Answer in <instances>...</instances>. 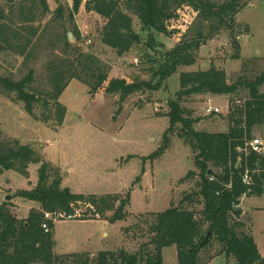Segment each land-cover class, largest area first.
<instances>
[{
	"label": "trees",
	"instance_id": "1",
	"mask_svg": "<svg viewBox=\"0 0 264 264\" xmlns=\"http://www.w3.org/2000/svg\"><path fill=\"white\" fill-rule=\"evenodd\" d=\"M56 1L58 6L48 22L42 20L50 12L48 0L0 1V49L12 51L26 66L37 59L45 41L53 49L45 63L49 89L32 85V67L18 81L0 76V91L2 87L15 90L17 99L24 102L25 110L35 117L34 103L39 102L44 110L39 118L42 120L49 118L45 111L52 108L62 123L66 107L59 102V97L73 79L85 83L91 93L102 89L107 93L118 92L120 100L125 101L138 91L159 90L180 66L193 64L196 51L224 29L234 36L238 53L240 50L235 28H238L236 16L243 7L241 0H73L72 5ZM83 4L87 10L106 19L101 41L119 56L142 41L134 29L133 16L148 33L147 45L152 49L163 46L155 40L153 33L169 34L168 22L177 16L180 8L192 7L196 17L183 38L149 69L150 79L135 76L128 82L126 78L111 79L110 65L95 51L81 45L75 14ZM70 31L74 41L69 37ZM190 33L192 37H188ZM57 42L61 45L58 50L55 49ZM263 84L264 71L255 80L240 76L233 83L228 82L223 69L214 65L207 70L181 72L180 89L169 101L167 133L178 124L182 125L178 135L184 137L195 152L200 179L197 190L186 194L180 204L139 216L147 226L149 240L134 253L125 249L118 253L102 251L95 258H90L88 252L56 254L52 222L49 231L43 228L46 212L76 214L83 206L85 210L78 217L80 219H127L129 195L73 193L68 187H62L59 169L36 149L18 139L2 137L0 133V174L4 170H15L28 177L30 166L40 164L37 185L18 191V196L23 199L37 201L39 209L30 211L22 219L14 213L11 201L0 203V264H65L70 260L71 264H164L163 249L172 245L178 249L180 264H198L200 251L214 239L222 246V252L234 256L239 264H264L254 238L241 230L244 224L238 218L244 196L264 193V154L251 152L246 156L237 150L244 146L246 139L255 137L256 128L264 126V94L260 91ZM244 91L249 95L243 104H234L227 131L208 132L195 128L199 118L193 117V112L185 106L188 100L196 96L205 99L207 96L241 95ZM247 168L253 179L252 185L243 182ZM195 174L189 171L187 176Z\"/></svg>",
	"mask_w": 264,
	"mask_h": 264
},
{
	"label": "rangeland",
	"instance_id": "2",
	"mask_svg": "<svg viewBox=\"0 0 264 264\" xmlns=\"http://www.w3.org/2000/svg\"><path fill=\"white\" fill-rule=\"evenodd\" d=\"M72 1L62 0L70 5ZM48 3L50 12L42 18L43 22L51 19L58 6L56 0H48ZM241 3L243 7L236 16L239 30L235 28L239 53L234 36L224 29L196 51L193 64L180 66L159 90L138 91L121 101L118 92L107 93L102 89L91 93L85 83L73 79L59 97V102L66 107L61 123L52 108L45 111L49 116L47 120L39 119L44 112L39 102L34 103L36 117L29 114L24 102L17 99V92L2 87V137L31 145L59 169L62 187H68L73 193L129 195L127 219L110 221L107 218L63 217L52 221L56 254L88 252L90 258H95L102 251L118 253L125 249L134 253L149 240L147 226L139 216L178 205L186 194L197 190L200 177L195 165L196 154L189 142L178 135L182 125L178 124L167 133L170 126L167 115L169 101L180 89L181 72L207 70L214 65L226 72L229 83L240 76L255 80L262 74L264 0H241ZM195 17L192 7L180 8L177 16L168 22L169 34L153 33L155 40L162 42L163 46L152 49L147 45L148 33L142 30L139 19L133 16L134 29L142 41L123 56L101 41L106 19L100 14L87 10L83 4L75 14V23L81 35V45L86 50L95 51L110 65L109 77L126 78L132 82L135 76L143 80L151 78L149 69L157 65L156 61L166 50L183 38ZM188 37H192V33ZM71 40L74 41V36ZM60 46L57 42L55 49ZM52 52L45 41L37 59L26 66L12 51L0 49V76L18 81L32 67V85L49 89L45 63ZM237 53L238 56L234 57ZM260 91L264 94V84ZM248 95L244 91L241 95L207 96L205 99L196 96L185 106L193 112V117L199 118L194 124L197 130L227 131L233 107L243 104ZM209 104L219 106L221 113L207 114ZM253 136L260 138L264 145V126L256 128ZM39 167V163L32 164L28 177L15 170H4L0 174V203L9 196L7 201L14 204L13 211L19 218L23 219L30 211L40 208L37 201L18 196L19 190L32 189L37 185ZM189 171L196 174L187 176ZM240 207L242 213L238 218L244 224L241 230L252 235L264 258V193L261 196H244ZM83 210L85 207L81 206L78 212ZM216 241L212 240L200 251L198 264H239L234 256L223 253L222 246ZM162 254L164 264H180L176 245L165 247ZM65 264H71V260Z\"/></svg>",
	"mask_w": 264,
	"mask_h": 264
},
{
	"label": "built area",
	"instance_id": "3",
	"mask_svg": "<svg viewBox=\"0 0 264 264\" xmlns=\"http://www.w3.org/2000/svg\"><path fill=\"white\" fill-rule=\"evenodd\" d=\"M211 101V100H210ZM207 114H218L221 113V109L219 106H213L212 104H209V106L206 108ZM237 150L239 152H244L247 156L249 153L254 152L257 154H263L264 152V145L263 141L258 137H253L252 139L248 140L246 139L243 147H238ZM243 182L249 185L253 184L252 176L249 172V169L247 168L244 175H243ZM82 215V213L76 211V214H66V213H60V212H46L44 214L45 222L43 223V228L45 231L50 230V222H54L58 218H78Z\"/></svg>",
	"mask_w": 264,
	"mask_h": 264
},
{
	"label": "water",
	"instance_id": "4",
	"mask_svg": "<svg viewBox=\"0 0 264 264\" xmlns=\"http://www.w3.org/2000/svg\"><path fill=\"white\" fill-rule=\"evenodd\" d=\"M69 37H70V39L73 38V33H72V32H69ZM210 171H211V173H213L212 170H210ZM8 199H10L9 196H7V200H8ZM239 208H241V207L239 206ZM209 235H210V233H209Z\"/></svg>",
	"mask_w": 264,
	"mask_h": 264
}]
</instances>
